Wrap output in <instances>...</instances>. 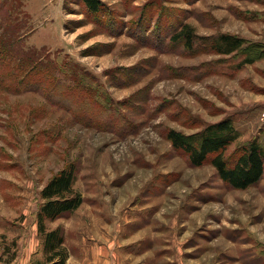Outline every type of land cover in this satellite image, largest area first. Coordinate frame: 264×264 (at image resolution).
<instances>
[{"label": "rangeland", "instance_id": "374dc122", "mask_svg": "<svg viewBox=\"0 0 264 264\" xmlns=\"http://www.w3.org/2000/svg\"><path fill=\"white\" fill-rule=\"evenodd\" d=\"M101 1L90 14L79 0H0L18 28L0 40L18 52L9 71L35 53L83 87L55 100L0 75V264L36 234L40 190L71 163L84 202L51 224L67 244L86 237L117 264H264V176L232 189L166 138L175 130L195 143L230 119L239 137L227 157L255 138L264 145V0ZM184 24L243 47L187 48L175 39Z\"/></svg>", "mask_w": 264, "mask_h": 264}, {"label": "trees", "instance_id": "16d2710c", "mask_svg": "<svg viewBox=\"0 0 264 264\" xmlns=\"http://www.w3.org/2000/svg\"><path fill=\"white\" fill-rule=\"evenodd\" d=\"M79 3L90 14H98L104 7L101 0H79ZM9 8L8 12L0 14V27H4L0 40L2 38L9 40L11 37L15 39L18 35V28L9 25L13 7ZM175 39L183 41L187 48H193L195 44H203L213 53L225 56L240 51L244 43L242 39L229 34L213 37L197 36L188 24L179 28ZM17 54V50H9L7 46L0 44L1 78L7 79L17 90L40 89L46 96L54 94L55 100L61 97L59 94L70 93V88L81 94L83 87L76 72L66 70L63 65L52 61L43 62L35 53H30V62L28 58L22 56L24 63L16 69L11 68L12 72H10L12 56ZM4 60L5 62L1 64ZM243 62L246 63L247 59ZM244 63L239 65L242 66ZM28 79L30 81H27ZM79 87L82 88L81 91ZM86 91L89 95V90ZM76 100L78 102V99ZM75 104L73 105L78 108ZM238 137V131L230 119L207 125L196 135L195 143L191 142L188 136L175 130L168 131L166 135L174 149L186 154L191 166L200 167L209 163L226 185L232 189L245 190L258 184L264 176V145L255 138L227 157L226 152ZM76 177L77 167L71 163L52 176L40 190L41 204L35 214L36 234L41 240L43 254L40 264H66L69 257L65 247L64 227L60 224L56 226L51 224L70 217L83 204L84 198L75 187ZM15 257L16 254H13L10 261Z\"/></svg>", "mask_w": 264, "mask_h": 264}, {"label": "crops", "instance_id": "0c3cea01", "mask_svg": "<svg viewBox=\"0 0 264 264\" xmlns=\"http://www.w3.org/2000/svg\"><path fill=\"white\" fill-rule=\"evenodd\" d=\"M34 226L36 228V225ZM68 242L69 239L66 236L65 247L69 252L66 264H117L114 259L111 262L106 257V254L109 253L107 248L93 245L95 241L81 237L77 246L67 244ZM42 260L41 241L36 234H33L28 240L21 241L16 257L10 264H40Z\"/></svg>", "mask_w": 264, "mask_h": 264}]
</instances>
